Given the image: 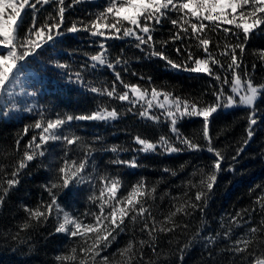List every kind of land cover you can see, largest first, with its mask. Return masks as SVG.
I'll list each match as a JSON object with an SVG mask.
<instances>
[{
  "label": "snow or ice",
  "instance_id": "6c2138e0",
  "mask_svg": "<svg viewBox=\"0 0 264 264\" xmlns=\"http://www.w3.org/2000/svg\"><path fill=\"white\" fill-rule=\"evenodd\" d=\"M82 4L92 5L94 10L69 22L66 18L68 10ZM165 25H170L167 38L157 39L155 34L162 32ZM257 31L264 32V0H0V119H14L19 113L38 117L24 125L23 135H18L15 140L19 159L12 166L10 178L0 179V208H3L9 192L20 184L21 175L30 167V162L37 160L54 173L47 184L41 185L48 200H41L35 206L22 204L24 220L10 238L26 244L30 237L22 238L21 233L46 224L54 217L55 233L64 234L69 239L76 238L75 246L55 256L56 264H117V253L119 264H144L145 247L150 248L156 257L149 264H174L163 250L157 251L160 234L177 230L186 232L190 228L188 223H179L176 217L191 216L196 210L204 212L219 174L223 171L235 173L238 158L253 139L261 121L256 101L264 96V82L255 83L246 67L243 75L238 71L243 65L247 42ZM80 34L95 38L92 41L94 51L83 52L85 59L81 63L73 64L70 60L52 57L47 61L40 59L46 46L55 49L63 43L61 38ZM108 41H130L131 46L146 53L147 58L157 57L174 70L212 77L220 85L211 93L215 99L211 103H202L199 99L175 95L172 91L126 82L122 76V71L129 72L126 50L120 48L116 52ZM177 41L182 45L175 47L177 56L183 57L179 62L171 59L165 51ZM259 59L264 61V50L259 52ZM121 65L124 67L118 71ZM256 67L253 63V73ZM101 68L112 71L114 79L111 82L88 78ZM50 69L59 70V77L84 88L93 94L94 99L104 97L108 102L101 100L96 107L78 113L50 112L44 106L37 110L27 98H36L40 94L44 77ZM130 75L136 76L137 73L130 72ZM139 79L151 85L150 76L140 75ZM112 101L120 102V107L111 106ZM125 103L127 107L122 113L120 108ZM234 107L247 110L246 136L235 147L229 144L224 149L218 148L210 134V118L219 110ZM154 110H158V114ZM125 113L151 122L153 127L163 125L167 132L155 140L139 132L130 134L132 146L125 148L107 145L101 136L88 140L76 130L80 122L108 123L121 119ZM186 117L202 118L201 138L206 143L201 144L181 131L179 124ZM29 133H32L31 137L21 152V140ZM55 145L61 147L63 154L58 162L54 157L45 165L43 158L52 155L54 147L50 146ZM204 150L214 158L210 164L194 169L191 175L199 176V179H189L183 195L171 197L177 203H173L174 210L163 219H158L152 211L157 199V185H150L145 178L128 185L118 172L100 171L95 162L96 153L110 152L113 157L108 165L117 169L138 168L142 165L135 155L123 159L119 154L130 151L171 155ZM163 171H171L173 176L177 174L167 168ZM7 175L0 166V177ZM84 185L89 186V209L79 214L66 210L59 203L55 190H79ZM257 188L260 194L254 204L258 207L232 215L226 222L227 227L221 225L223 233L201 236L200 230H196L173 253H178L177 264H183L184 254L198 239L208 245L215 244L217 237L221 236L230 241L224 251L232 254L233 264L236 259L240 264H264V185H257ZM193 189L194 194L190 195ZM257 212L261 216L260 222L252 225L250 221ZM137 225L139 232L147 236L146 240L136 239ZM130 226L133 235L126 245L117 249V253L102 255L121 233L130 230ZM236 228H246L244 235L235 236ZM12 250L16 251V248ZM208 255L212 257L213 251L209 250Z\"/></svg>",
  "mask_w": 264,
  "mask_h": 264
},
{
  "label": "trees",
  "instance_id": "16d2710c",
  "mask_svg": "<svg viewBox=\"0 0 264 264\" xmlns=\"http://www.w3.org/2000/svg\"><path fill=\"white\" fill-rule=\"evenodd\" d=\"M94 7L89 4L74 6L66 13L69 22L78 20L83 17L86 12L93 11ZM41 17L38 15V19ZM170 25H165L162 32L156 33L157 39H165L168 36L167 29ZM62 44L55 46V49L49 45L46 46L44 55L41 60L47 61L50 57L60 59L61 61L70 60L73 64L81 63L85 57L83 52H93L94 46L92 41L95 38L86 34L69 36L61 38ZM229 37V41H231ZM116 52L120 48L126 50V58L128 59L127 68L129 72H123V65L118 66L117 70L122 71V76L126 82L138 83L148 87H156L172 91L175 95L187 98L199 99L202 103H211L215 98L212 96L214 88H219L218 82L212 77L203 73H191L172 69L165 61L157 57L147 58L146 53L140 52L131 46L130 41H108ZM221 43H223V35H221ZM182 46L180 41L175 45H169L165 50L169 57L177 62L183 59L178 57L175 47ZM159 47V45H158ZM214 52L215 48L212 49ZM264 50V32L257 31L250 37L247 42L245 53L243 56V65L238 71L243 75L246 67L248 72L252 74L255 83L264 82V61L259 59V52ZM70 53H74L70 55ZM257 65L254 73L252 64ZM220 71L219 69H217ZM59 70L50 69L48 75L44 77V84L40 89V94L36 98H27L28 103L36 105L37 110L40 106L57 112H80L96 107L101 101H107V98H93V94L85 91L84 88L67 83L63 78L57 75ZM130 72H136V76L130 75ZM151 77V85L146 80H140L139 76ZM89 79L95 78L97 81L111 82L114 75L111 70L101 68L94 76L89 74ZM38 86V85H37ZM118 87H122L119 86ZM228 90V86H224ZM111 106L120 107V102L112 101ZM256 106L260 109L261 121L256 127V134L245 148V151L238 158L236 171H223L219 174L216 185L212 194L208 199L207 206L203 213L196 210L191 216L178 215L177 221L181 224L188 223L190 228L184 232L177 230L167 235L160 234L157 241V251L163 250L174 264L178 262V253L176 249L183 245L186 239H189L196 230H200L201 236L214 235L217 232L223 233L222 224L227 227L226 222L232 215L240 213L243 209L258 207L254 204L256 196L260 194L257 185H264V96L258 97ZM127 104L120 110L124 113ZM247 110L244 107H234L227 110H219L210 118V134L214 137L216 147L224 149L231 144L235 147L246 136L245 128L247 122L245 116ZM38 118L33 114L19 113L14 119H0V166L3 172L9 175L0 177V179L10 178L13 165L19 159V154L15 140L18 135H23L22 129L24 125L30 124L33 119ZM181 131L188 137L204 144L202 140L203 121L201 117L185 118L179 124ZM78 133L91 140L94 136L103 137V142L107 145H120L121 147L132 146V137L130 134L141 133L153 140L158 139L160 134L167 132V128L163 125L153 127L151 122L141 121L138 117L125 113L121 119L117 121L104 122H80L77 129ZM32 133L23 136L21 140V152L24 144L30 139ZM219 136V139L215 137ZM54 147L52 155L43 158L44 164L48 165L55 157L58 162L59 157L63 154L59 145ZM232 151L231 148L228 149ZM120 157L130 159L136 156L138 162L142 165L138 168L120 167L117 169L114 165H108L107 162L113 157L110 152H99L95 154V162L100 171L107 170L110 173H117L122 179L131 185L141 178L150 185H157V199L153 204V214L158 219H163L172 208L173 201L171 197H181L186 189L189 179L198 180L199 176L192 177V172L197 166L203 167L210 164L214 158L211 153L206 150L192 152L184 151L176 154H145L133 152H121ZM181 165L184 168L181 169ZM55 166V163L52 165ZM227 167V165H224ZM167 168L175 171V176L171 175V171L165 173L163 170ZM207 171V169H205ZM54 176V173L42 166L39 161L30 162V167L24 170L21 175L20 184L12 189L3 208H0V264H56L55 256L61 252H66L69 248L75 246V239H69L64 234L55 233V218H51L46 224L35 227L27 233H21V237H30L28 243L19 244L10 238V234L17 231L19 225L25 217V213L21 209L22 204L35 206L41 200L47 201L48 194L41 185L47 184ZM254 190V191H250ZM59 195V203L68 211L77 214L83 213L89 209L90 205L87 200L89 195V186L84 185L79 190H55ZM123 191V189H122ZM194 189L190 195L194 194ZM76 193L75 195L73 193ZM168 193L169 195H165ZM163 197V199H161ZM93 210L95 206H91ZM245 219H248L245 216ZM261 216L259 212L253 215L251 219L252 225H258ZM245 229L236 228L235 236H243ZM131 226L127 233H121L116 242L108 249L107 253L102 255H111L117 253V249H122L127 241L132 238ZM136 239H147L145 234L139 232V225L136 226ZM230 244L223 237H217L215 244H208L204 240L198 239L197 242L184 254L183 264H233L234 257L231 253L225 252L224 249ZM15 247L16 251L12 248ZM213 251V256L209 257L208 251ZM163 258V257H162ZM156 257L150 248H144V264H149ZM119 254L117 253L116 261L119 264ZM235 264H240L239 260H235Z\"/></svg>",
  "mask_w": 264,
  "mask_h": 264
},
{
  "label": "rangeland",
  "instance_id": "374dc122",
  "mask_svg": "<svg viewBox=\"0 0 264 264\" xmlns=\"http://www.w3.org/2000/svg\"><path fill=\"white\" fill-rule=\"evenodd\" d=\"M138 107H139V105H138ZM154 111H157V114H158V110H154Z\"/></svg>",
  "mask_w": 264,
  "mask_h": 264
}]
</instances>
